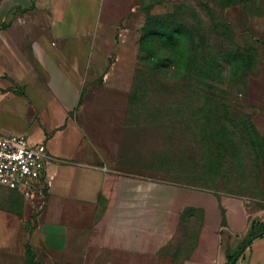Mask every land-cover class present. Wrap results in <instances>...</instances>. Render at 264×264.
Segmentation results:
<instances>
[{
  "label": "crops",
  "instance_id": "obj_1",
  "mask_svg": "<svg viewBox=\"0 0 264 264\" xmlns=\"http://www.w3.org/2000/svg\"><path fill=\"white\" fill-rule=\"evenodd\" d=\"M138 1L4 0L0 7V81L26 83L32 99L20 102L25 117L15 127L5 125L9 106L0 104V133L44 143L53 179L41 210L23 199L17 212L0 195V264H181L172 245L190 211L202 221L197 250L183 264H226L219 238L247 240L254 219L240 203L221 205L211 193L125 169L122 107L77 104L85 67L122 61L111 63L109 53ZM60 34L70 35L66 48L53 43ZM235 264H264V235Z\"/></svg>",
  "mask_w": 264,
  "mask_h": 264
},
{
  "label": "rangeland",
  "instance_id": "obj_2",
  "mask_svg": "<svg viewBox=\"0 0 264 264\" xmlns=\"http://www.w3.org/2000/svg\"><path fill=\"white\" fill-rule=\"evenodd\" d=\"M134 7L109 53L111 63L122 61L85 67L77 104L123 108L125 169L243 205L255 230L244 242L219 238L223 249H216L235 261L264 234V0H139ZM69 36L54 45L66 48ZM29 90L0 81L7 127L23 121ZM0 195L18 212L22 196L1 186ZM201 221L195 211L184 218L172 245L177 262L194 256Z\"/></svg>",
  "mask_w": 264,
  "mask_h": 264
},
{
  "label": "built area",
  "instance_id": "obj_3",
  "mask_svg": "<svg viewBox=\"0 0 264 264\" xmlns=\"http://www.w3.org/2000/svg\"><path fill=\"white\" fill-rule=\"evenodd\" d=\"M49 166L44 143H31L25 135L0 133V186L20 194L40 210L53 184Z\"/></svg>",
  "mask_w": 264,
  "mask_h": 264
},
{
  "label": "trees",
  "instance_id": "obj_4",
  "mask_svg": "<svg viewBox=\"0 0 264 264\" xmlns=\"http://www.w3.org/2000/svg\"><path fill=\"white\" fill-rule=\"evenodd\" d=\"M254 230H255V225H254V222H253L252 227H251V232L254 231ZM250 233H249L248 237H250ZM262 235H264V234H262ZM227 259H228V261H227L226 264H235L236 263V260L234 261V257L232 255H228Z\"/></svg>",
  "mask_w": 264,
  "mask_h": 264
}]
</instances>
